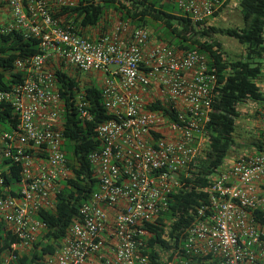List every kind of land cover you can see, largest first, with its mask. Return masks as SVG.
Masks as SVG:
<instances>
[{
    "label": "built area",
    "instance_id": "obj_1",
    "mask_svg": "<svg viewBox=\"0 0 264 264\" xmlns=\"http://www.w3.org/2000/svg\"><path fill=\"white\" fill-rule=\"evenodd\" d=\"M0 34L36 40L41 53L15 61L21 79L0 90L17 122L0 129V221L15 236L4 262L28 253L54 211L56 195L72 173L64 150L63 113L51 67L63 64L100 83L111 119L97 128L100 148L88 156L97 189L64 237L40 264H151L145 255L150 228L184 188L190 164L204 157L206 125L217 85L216 69L198 50L179 51L151 38L146 28L119 22L107 32L60 26L54 14L75 0H2ZM195 25H207L221 0H161ZM97 30V31H95ZM95 35L91 36V32ZM159 101L161 108L149 109ZM76 105L87 117L78 93ZM21 167V179L4 188L2 171ZM206 203L195 210L165 264H264V139L262 150L240 155L208 177ZM171 220L163 219L167 239ZM173 243V242H171ZM170 256L172 258L170 259Z\"/></svg>",
    "mask_w": 264,
    "mask_h": 264
},
{
    "label": "trees",
    "instance_id": "obj_2",
    "mask_svg": "<svg viewBox=\"0 0 264 264\" xmlns=\"http://www.w3.org/2000/svg\"><path fill=\"white\" fill-rule=\"evenodd\" d=\"M221 2L219 10L225 8L229 1ZM3 5L4 1L0 0V7ZM108 9L115 11L120 22L129 23L132 27L148 29L151 22L159 24L170 34L171 38L165 37L167 45L179 51L198 50L206 56V63L216 69L217 85L212 93V111L206 125L209 144L205 155L195 164H190V177L183 179L184 188L172 194L169 210L164 215L165 219L171 220L167 239L162 228L164 218L150 228L149 248L145 255L151 264H165L161 254L169 251L173 245L178 247L185 228L193 221L195 210L206 203L207 195L203 190L209 186L208 177L220 170L225 159L237 147L234 134L240 117L239 106L252 101L261 102L264 108V92L258 85L264 78V0H238L242 28L195 25L180 11H175L174 5L161 0H75L72 7H62L53 16L59 20L60 26H69L74 32L84 34L85 28L100 29ZM217 16L218 12H215L214 18ZM106 27L104 23L101 31L105 32ZM218 35L233 38L245 46L244 56L228 59L222 44L215 39ZM39 53L41 50L36 40L24 38L18 32L0 34V90L9 89L24 75L15 73L16 60L31 58ZM51 69L64 105V150L72 175L56 195L55 210L39 212V219L46 224V231L32 243L30 251L16 261L4 262L15 236L8 225L0 221V264H40L45 254L54 251L56 243L64 237L69 225L78 216L80 207L97 189L96 176L88 156L100 148L96 138L97 128L110 120L111 115L104 107L99 85L63 64L53 65ZM78 93L83 94L87 117L81 116L76 105ZM159 108V101L149 105L152 110ZM16 122L13 108L7 103L0 104V129L8 130ZM263 139L264 130L252 142L255 150H262ZM9 163V160H2L0 169ZM1 175L4 188L14 186L21 179V167L8 166ZM2 194L4 189L0 188ZM259 218L264 222V216Z\"/></svg>",
    "mask_w": 264,
    "mask_h": 264
},
{
    "label": "rangeland",
    "instance_id": "obj_3",
    "mask_svg": "<svg viewBox=\"0 0 264 264\" xmlns=\"http://www.w3.org/2000/svg\"><path fill=\"white\" fill-rule=\"evenodd\" d=\"M227 1V0H222ZM228 4L225 8L218 11V16L212 19L209 22V25L223 27V28H242L243 23L241 20V15L238 10V0H228ZM169 8L171 5H167ZM175 11L179 10L176 8ZM1 20V19H0ZM118 16L114 10L108 9L106 11L105 21L107 32L111 27L118 24ZM103 25L100 26V29L95 30L98 33L103 29ZM148 30L151 34V38L159 43H167L165 37L171 38L170 34L167 33V30L155 22H151ZM95 31L91 32V36ZM102 32V31H101ZM217 41L222 44L223 51L228 59H238L244 56L245 46L241 45L238 41L233 38L218 35L215 37ZM264 60H262L263 62ZM86 80H91L97 85H100L97 80L93 79L92 76L85 77ZM259 87L264 92V78L261 82L258 83ZM240 117L236 122V131L234 134L237 147L234 149V152L228 156L224 164L227 161L243 155L245 153L252 154L255 150V147L252 145V142L259 138L260 133L264 130V108L262 103L247 101L245 104L239 106ZM224 165L220 168L223 169Z\"/></svg>",
    "mask_w": 264,
    "mask_h": 264
}]
</instances>
